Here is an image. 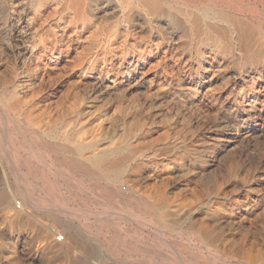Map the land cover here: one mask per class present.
Wrapping results in <instances>:
<instances>
[{
	"label": "rangeland",
	"instance_id": "rangeland-1",
	"mask_svg": "<svg viewBox=\"0 0 264 264\" xmlns=\"http://www.w3.org/2000/svg\"><path fill=\"white\" fill-rule=\"evenodd\" d=\"M69 1L0 0V190L13 194L0 207V264H264V0H156L155 12L146 0ZM231 13L255 29L257 58L206 30L231 31ZM105 153L129 159L117 184L86 158ZM14 202L28 207L21 222ZM48 226L65 242L50 247Z\"/></svg>",
	"mask_w": 264,
	"mask_h": 264
},
{
	"label": "bare ground",
	"instance_id": "bare-ground-1",
	"mask_svg": "<svg viewBox=\"0 0 264 264\" xmlns=\"http://www.w3.org/2000/svg\"><path fill=\"white\" fill-rule=\"evenodd\" d=\"M35 1V0H34ZM37 1V0H36ZM72 1V0H71ZM71 1H69V2H71ZM76 1V0H75ZM85 1H87V0H85ZM122 1V0H121ZM162 2L164 1V0H161ZM166 1V0H165ZM187 1V0H186ZM134 2V1H133ZM146 2H148L147 3V6H149V9L152 11V12H155L157 9H158V3L156 2V0H146ZM179 2V1H178ZM189 2V1H188ZM190 2H191V0H190ZM195 2H196V0H195ZM198 2H200V0L198 1ZM197 2V3H198ZM9 3V2H8ZM67 3H68V1H67ZM79 3H80V1H79ZM83 3H84V1H83ZM82 3V4H83ZM169 3V2H168ZM192 3V2H191ZM66 4V3H65ZM72 4V9H74L73 8V3H71ZM88 4V3H87ZM130 4H132V2L130 3ZM160 4V3H159ZM181 4V3H180ZM196 4V3H195ZM195 4L193 3V5L195 6ZM198 4H200V3H198ZM201 4H202V2H201ZM89 5V4H88ZM116 5V4H115ZM134 5L135 6H137L135 3H134ZM140 5V4H139ZM161 5V4H160ZM197 5V4H196ZM206 5V4H205ZM123 6H124V4H123ZM133 6V5H132ZM134 6V7H135ZM146 6V5H145ZM169 6V5H168ZM188 6V5H187ZM189 6H191V5H189ZM203 6V5H202ZM208 6V5H207ZM215 6V5H214ZM16 7V6H15ZM101 7V6H100ZM127 7H129L130 8V5L129 6H127ZM139 7V6H138ZM167 7V6H166ZM173 7H175V6H173ZM192 8H193V6H191ZM205 7V6H204ZM204 7H202L201 8V10L204 8ZM211 7H213L212 5H211ZM12 8V7H11ZM76 8V7H75ZM122 8V7H121ZM168 8V7H167ZM166 8V9H167ZM181 8V7H180ZM195 8V7H194ZM210 8V7H209ZM213 8H215V7H213ZM212 8V9H213ZM218 8V7H217ZM81 9H82V6H81ZM94 9H95V7H94ZM97 9V8H96ZM113 9V8H112ZM144 9V8H143ZM171 9V8H170ZM175 9V8H174ZM183 9V8H182ZM204 9H207V8H204ZM225 9V8H224ZM75 10H77V8L75 9ZM101 10V9H100ZM176 10H178L177 8H176ZM189 10V9H188ZM208 10V9H207ZM84 11V10H83ZM82 11V12H83ZM103 11V10H102ZM118 11V10H117ZM141 11H142V9H141ZM158 11V10H157ZM182 11V10H181ZM198 11V10H197ZM211 11V10H210ZM219 11V10H218ZM75 12V11H74ZM94 12V14H95V11H93ZM132 12V11H131ZM135 12V11H134ZM137 12V11H136ZM145 12V11H144ZM143 12V13H144ZM176 12V11H175ZM189 12V11H188ZM193 12V11H192ZM199 12V11H198ZM208 12V11H207ZM231 12V11H230ZM235 12V11H234ZM102 13H105V12H102ZM138 13V12H137ZM142 13V12H141ZM179 13V12H178ZM177 13V15H179ZM182 13V12H181ZM223 13H224V11H223ZM82 14V13H81ZM158 14V13H157ZM185 14V13H184ZM186 14H187V12H186ZM202 15H203V13H201ZM205 14V13H204ZM209 14V13H208ZM212 14V13H211ZM215 14V13H214ZM217 14H218V12H217ZM225 14H226V12H225ZM228 14V13H227ZM213 15V14H212ZM82 16V15H81ZM187 16V15H186ZM207 16V15H206ZM240 16V15H239ZM14 17V16H13ZM16 17V16H15ZM127 17V16H126ZM146 17V16H145ZM229 18L228 20H227V22H228V24L232 27V29H231V31H229V30H225V29H220V28H218L219 26L217 25V27L216 26H206L205 28H206V30H207V28H208V31L210 32H208L210 35H213V37H218L219 35H224V32L227 34L228 33V35L231 37L230 39H229V41L231 42L230 43V45L233 43V44H236V45H238L239 46V48L242 50V51H244L245 53H248V55L250 56L249 58H257V56H258V51H257V48H256V50L254 49L253 50V45L254 44H252L253 43V39L255 38L254 37V35H253V33H254V30H253V27H251L250 25H248L245 21H243V19L244 18H242L241 16V19L237 16V15H235V14H233V13H231V14H229V15H226V18ZM11 18H12V16H11ZM20 18V17H19ZM78 18V17H77ZM100 18H102V17H100ZM150 18V17H149ZM171 18H172V16H171ZM193 18H196V17H193ZM200 18H201V16H200ZM200 18H198V19H200ZM204 18V17H203ZM209 18V17H208ZM218 18V17H217ZM220 18V17H219ZM124 19V18H123ZM181 19V18H180ZM185 19V18H184ZM183 19V20H184ZM202 19V18H201ZM213 19V18H212ZM248 19V18H247ZM13 20V19H12ZM15 20V19H14ZM21 20V19H20ZM168 20V19H167ZM186 20H188V19H186ZM205 20V19H204ZM203 20V21H204ZM207 20V19H206ZM214 20H216V19H214ZM77 21V20H76ZM97 21V20H96ZM196 21V20H195ZM209 21V20H208ZM207 21V22H208ZM80 22V21H79ZM193 22V21H192ZM198 22H199V20H198ZM198 22H196L197 24H198ZM213 22V21H212ZM251 22V21H250ZM127 23V22H126ZM125 23V24H126ZM156 23V22H155ZM211 23V22H210ZM214 23H215V21H214ZM219 23V22H218ZM220 23H221V21H220ZM252 23V22H251ZM29 24V23H28ZM86 24V23H85ZM95 24V23H94ZM168 24V23H167ZM193 24V23H192ZM202 24H203V22H202ZM207 24V23H206ZM179 25V24H178ZM190 25V24H189ZM252 25V24H251ZM90 26H91V24H90ZM151 26V25H150ZM175 26V25H174ZM199 26V25H198ZM255 26V25H254ZM11 27H13V26H11ZM15 27V26H14ZM17 27V26H16ZM30 27V26H29ZM93 27V26H92ZM195 27H197V26H195ZM257 27V26H256ZM18 28V27H17ZM20 28H22L21 26H20ZM88 28V27H87ZM129 28V27H128ZM134 28V27H133ZM160 28V27H159ZM204 27H203V29H205ZM226 28H228V27H226ZM14 29V28H13ZM151 29V28H150ZM12 30V29H11ZM20 30V29H19ZM18 30V31H19ZM23 30H24V28H23ZM81 30V29H80ZM153 30V29H152ZM190 30V29H189ZM192 30V29H191ZM195 30V29H194ZM262 30H263V28H262ZM14 31V30H13ZM16 31V30H15ZM132 31V30H131ZM22 32V31H21ZM36 32V31H35ZM157 32H158V29H157ZM191 32V31H190ZM194 32V31H193ZM198 32V31H197ZM23 33V32H22ZM25 33V32H24ZM32 33V32H31ZM159 33H161V32H159ZM204 33V32H203ZM260 33V32H259ZM13 34H14V32H13ZM41 34V33H40ZM155 34V33H154ZM163 34V33H162ZM258 34V33H257ZM12 35V34H11ZM21 35V34H20ZM208 35V34H207ZM228 35H224V36H228ZM16 36V35H15ZM39 36V35H38ZM150 36V35H149ZM192 36V35H191ZM262 36V35H261ZM13 37V36H12ZM33 37V36H32ZM37 37V36H36ZM55 37V36H54ZM147 37V36H146ZM202 37V36H201ZM211 37V36H210ZM29 38V37H28ZM34 38V37H33ZM150 38V37H149ZM149 38H147V39H149ZM206 38V37H205ZM220 38H222V36L220 37ZM260 38H262V37H260ZM264 38V37H263ZM36 39V38H35ZM38 39V38H37ZM49 39V38H48ZM151 39V38H150ZM155 39V38H154ZM212 39V38H211ZM225 39V38H224ZM43 40H44V38H43ZM215 40V39H214ZM214 40H212V41H214ZM217 40V39H216ZM221 40V39H220ZM226 40V39H225ZM264 40V39H263ZM32 41V40H31ZM40 41V40H39ZM38 41V42H39ZM192 41V40H191ZM201 41H203L202 39H201ZM208 41V40H207ZM228 41V42H229ZM35 42V41H34ZM34 42H32V43H34ZM197 42V41H196ZM199 42H200V39H199ZM205 42V41H204ZM257 42H258V40L256 41V43L255 44H257ZM264 42V41H263ZM141 43V42H140ZM157 43V42H156ZM194 43V42H193ZM193 43H191L192 45H193ZM202 43V42H201ZM213 43V42H212ZM43 44V43H42ZM68 44V43H67ZM200 44V43H199ZM47 45V44H46ZM196 46H197V44H195ZM195 45H194V47H195ZM36 46H38V44L36 45ZM56 46H58V45H56ZM68 46V45H67ZM213 46V45H212ZM34 47H35V45H34ZM59 47H60V45H59ZM69 47V46H68ZM137 47V46H136ZM204 47H206V46H204ZM232 47V46H231ZM255 47V46H254ZM31 48H33V47H31ZM36 48V47H35ZM43 48V47H42ZM48 48V47H47ZM52 48V47H51ZM58 48V47H57ZM192 48V47H191ZM234 48V47H233ZM236 48V47H235ZM44 49V48H43ZM50 49V48H49ZM61 49H63V48H61ZM60 49V50H61ZM121 49V48H120ZM215 49H216V47H215ZM215 49H214V51H215ZM35 50V49H34ZM241 50H239V51H241ZM49 51V50H48ZM59 51V50H58ZM226 51V50H225ZM260 51V50H259ZM21 52V51H20ZM37 52V51H36ZM40 52V51H39ZM68 52V51H67ZM109 52V51H108ZM113 52V51H112ZM129 52V51H128ZM261 52H263V50L261 51ZM52 53V52H51ZM54 53V52H53ZM65 53V52H64ZM131 53V52H130ZM197 53V52H196ZM219 53V52H218ZM239 53V52H238ZM17 54V53H16ZM38 54V53H37ZM36 54V55H37ZM111 54V53H110ZM198 54V53H197ZM237 54V53H236ZM262 54H264V53H262ZM20 55V54H19ZM21 55H23V54H21ZM40 55V54H39ZM89 55V54H88ZM92 55V54H91ZM118 55V54H117ZM121 55V54H120ZM131 55V54H130ZM243 55V54H242ZM42 56V55H41ZM133 56V55H132ZM131 56V57H132ZM235 56V55H234ZM246 56V55H245ZM44 57V56H43ZM43 57H42V59H43ZM53 57V56H52ZM89 57V56H88ZM128 57V56H127ZM264 57V56H263ZM20 58V57H19ZM31 58V57H30ZM37 58V57H36ZM110 58V57H109ZM133 58V57H132ZM238 58H240V57H238ZM244 58V57H243ZM261 58V57H260ZM55 59V58H54ZM82 58L80 57V60H81ZM125 59V58H124ZM130 59V58H129ZM146 59V58H145ZM205 59V58H204ZM242 59V58H241ZM248 59V57L246 58V60L244 59V61H245V63H246V61H248L247 60ZM263 59V58H262ZM27 60V59H26ZM216 60V59H215ZM240 60V59H239ZM250 60V59H249ZM264 60V59H263ZM55 61V60H54ZM102 61V60H101ZM217 61V60H216ZM27 62V61H26ZM37 62V61H36ZM87 62H88V60H87ZM129 62V61H128ZM199 62V61H198ZM204 62V61H203ZM210 62V61H209ZM22 63V62H21ZM31 63V62H30ZM58 63V62H57ZM136 63V62H135ZM208 63V62H207ZM248 63V62H247ZM259 63V62H258ZM37 64H38V62H37ZM36 64V65H37ZM51 64V63H50ZM99 64H100V62H99ZM114 64V63H113ZM29 65V64H28ZM40 65V64H39ZM38 65V66H39ZM54 65V64H53ZM52 65V66H53ZM86 65V64H85ZM89 65V64H88ZM106 65V64H105ZM109 65V64H108ZM202 65V64H201ZM81 66V65H80ZM83 66V65H82ZM30 67H31V65H30ZM37 67V66H36ZM40 67V66H39ZM54 67V66H53ZM112 66H110V68H111ZM115 67V66H114ZM117 67V66H116ZM205 67V66H204ZM41 68V67H40ZM39 68V69H40ZM43 68V67H42ZM97 68H99V66L97 67ZM96 68V69H97ZM32 69H33V67H32ZM31 69V70H32ZM34 69H35V66H34ZM29 70V69H28ZM46 69H44V71H45ZM118 70V69H117ZM129 69H127V71H128ZM210 70V69H209ZM49 71V70H48ZM111 71V70H110ZM114 71V70H113ZM135 71V70H134ZM35 72V71H34ZM115 72V71H114ZM49 74V73H48ZM51 74V73H50ZM115 74V73H114ZM123 74H125V73H123ZM131 74V73H130ZM136 74V73H135ZM143 74V73H142ZM43 75V74H42ZM139 75V74H138ZM137 75V76H138ZM201 75V74H200ZM143 76V75H142ZM193 76V75H192ZM190 77V76H189ZM38 78V77H37ZM41 78V77H40ZM43 78H44V76H43ZM42 78V79H43ZM196 78V77H195ZM1 79H3V78H1ZM45 79V78H44ZM101 79V78H100ZM192 80V79H191ZM2 81V80H1ZM4 81V80H3ZM117 81V80H116ZM115 82V81H114ZM199 82V81H198ZM197 82V83H198ZM210 82V81H209ZM101 83V82H100ZM116 83V82H115ZM6 85V84H5ZM4 85V86H5ZM115 85H117V84H115ZM1 86V85H0ZM3 86V87H4ZM106 86V85H105ZM97 87V86H96ZM99 88V87H98ZM199 88V87H198ZM198 88H197V90H198ZM5 97V96H4ZM2 98V97H1ZM9 98V97H8ZM195 98V97H194ZM13 100V99H12ZM192 100V99H191ZM5 101V100H4ZM187 101V100H186ZM6 102V101H5ZM10 103V102H9ZM75 103V102H74ZM1 104V103H0ZM192 105V104H191ZM69 107H71V106H69ZM19 108V107H18ZM26 108V107H25ZM20 109V108H19ZM6 110V109H5ZM9 112L10 113H16L17 114V112L15 111L16 110V107L15 106H13V105H11V106H9ZM68 111V110H67ZM71 111V110H70ZM4 113V112H3ZM72 113V112H71ZM14 114H13V116H14ZM15 114V115H16ZM28 114V113H27ZM32 114V113H31ZM74 114V113H73ZM7 115H10V114H7ZM12 115V114H11ZM69 115V114H68ZM67 115V116H68ZM12 116V117H13ZM28 116H30L29 114H28ZM32 116V115H31ZM35 116V115H34ZM34 116H33V118H34ZM41 116V115H40ZM64 116H66V115H64ZM66 116V117H67ZM8 117V116H7ZM72 117H74V116H72ZM77 117V116H76ZM11 118V117H10ZM32 118V119H33ZM38 118V117H37ZM36 118V119H37ZM43 118V117H42ZM69 118V117H68ZM14 119V118H13ZM20 119H22V118H20ZM24 119V118H23ZM31 119V120H32ZM38 119H40V118H38ZM67 119V118H66ZM78 119H79V117H78ZM7 120V119H6ZM5 120V121H6ZM19 120V119H18ZM26 120V119H25ZM24 120V121H25ZM63 120V119H62ZM9 121V118H8V120H7V122ZM11 121V120H10ZM23 121V120H22ZM21 121V122H22ZM37 121V120H36ZM42 121V120H41ZM77 121V120H76ZM17 122V121H16ZM37 122H39V121H37ZM64 122V121H63ZM67 122V121H66ZM28 123V122H27ZM30 123V122H29ZM33 123V122H32ZM31 123V124H32ZM41 123V122H40ZM2 124V123H1ZM16 124V123H15ZM34 124V123H33ZM43 124V123H42ZM132 124V123H131ZM137 124V123H136ZM135 124V125H136ZM143 124V126H145L144 125V123H142ZM3 125V124H2ZM8 125V124H7ZM6 125V126H7ZM18 125V124H17ZM16 125V126H17ZM27 125V124H26ZM35 125V124H34ZM37 125H38V123H37ZM56 125V124H55ZM70 125V124H69ZM69 125H67L68 127H69ZM74 125V124H73ZM76 125H77V123H76ZM128 125V124H127ZM126 125V126H127ZM130 125V124H129ZM128 125V126H129ZM10 126V125H9ZM42 126V125H41ZM66 126V125H65ZM132 126V125H131ZM140 126V125H139ZM4 127H5V125H4ZM10 127H13V126H10ZM18 127V126H17ZM28 127V126H27ZM36 127V126H35ZM38 127V126H37ZM72 127V126H71ZM77 127V126H76ZM137 127H138V125H137ZM6 128H8V127H6ZM43 128V127H42ZM85 128V127H84ZM83 128V129H84ZM126 128V127H125ZM133 128V127H132ZM131 128V129H132ZM136 128V127H135ZM141 128V127H140ZM15 129H16V127H15ZM43 129H45V128H43ZM42 129V130H43ZM69 129V128H68ZM78 129H80L79 127H78ZM137 129V128H136ZM135 129V130H136ZM144 129V128H143ZM17 130V129H16ZM25 130V129H24ZM27 130V129H26ZM29 130V129H28ZM36 130L38 131V129L36 128ZM36 130H33V132L35 131L36 132ZM41 130V129H40ZM124 130V129H123ZM133 130V129H132ZM140 130V129H139ZM6 131V130H5ZM8 131H9V129H8ZM15 131V130H14ZM18 131V130H17ZM16 131V132H17ZM66 131V130H65ZM7 132V131H6ZM11 132V134H12V131H10ZM22 132V131H21ZM25 132V131H24ZM34 132V133H35ZM41 132V131H40ZM78 132H80V131H78ZM82 132V131H81ZM83 132H84V130H83ZM137 132V131H136ZM136 132H135V134H136ZM141 132V131H140ZM18 133V132H17ZM30 133V132H29ZM32 133V132H31ZM39 133V132H38ZM43 133H45V132H43ZM48 133V132H47ZM131 133V132H130ZM129 133V134H130ZM13 134H15L14 132H13ZM66 134V133H65ZM64 134V135H65ZM70 134V133H69ZM79 134V133H78ZM81 134V133H80ZM79 134V135H80ZM84 134V133H83ZM124 134L126 135V133L124 132ZM128 134V133H127ZM23 135H25V134H23ZM32 135V134H31ZM121 135H123V134H121ZM132 135V134H131ZM7 136H8V133H7ZM19 136V135H18ZM28 136V135H27ZM26 136V137H27ZM45 136V135H44ZM135 136V135H134ZM22 137V136H21ZM35 137V136H34ZM38 137V136H37ZM77 137H80V136H78L77 135ZM136 137V136H135ZM4 138V137H3ZM9 138V137H8ZM12 138V139H11ZM11 138H9V139H11V141H13V137L11 136ZM32 138V137H31ZM82 138V137H81ZM124 138H126L125 136H124ZM130 138V137H129ZM15 139H17V138H15ZM28 139V138H27ZM77 139V138H76ZM79 139V138H78ZM33 140V139H32ZM46 140V139H45ZM49 140V139H48ZM126 140V139H125ZM1 141V140H0ZM25 141V140H24ZM34 141V140H33ZM36 141H37V139H36ZM38 141H39V139H38ZM53 141V140H52ZM18 142H19V140H18ZM30 142V141H29ZM35 142V141H34ZM40 142V141H39ZM117 142H119V141H117ZM124 142V141H123ZM135 142H137V141H135ZM8 143V142H7ZM16 143V142H15ZM27 143V142H26ZM33 143V142H32ZM37 143V142H36ZM43 143V142H42ZM10 144V143H9ZM18 144V143H17ZM20 144H23V143H20ZM24 144H25V142H24ZM38 144V143H37ZM60 144V143H59ZM118 144V143H117ZM142 144V143H141ZM8 145V144H7ZM11 145V144H10ZM51 145V144H50ZM53 145V144H52ZM55 145H57V144H55ZM68 145V144H67ZM123 145V144H122ZM121 145V146H122ZM17 146V145H16ZM41 146V145H40ZM40 146H38V148L37 149H39V147ZM87 146H89V145H87ZM117 146V145H116ZM126 146V145H125ZM139 146V145H138ZM142 146V145H141ZM17 147H19V146H17ZM21 147V146H20ZM20 147H19V152H20ZM25 147V146H24ZM29 147V146H28ZM32 147V146H31ZM34 147V146H33ZM36 147V146H35ZM54 147V146H53ZM56 147V146H55ZM131 147V146H130ZM136 147V146H135ZM5 148V147H4ZM26 148V147H25ZM49 148V147H48ZM48 148H45V149H48ZM57 148V147H56ZM59 148V147H58ZM81 146H78L77 147V150L78 151H80L81 150ZM85 148V147H84ZM87 148H89V147H87ZM117 148V147H116ZM121 148V147H120ZM146 147H144V149H145ZM15 149H18V148H15ZM22 149V148H21ZM27 149V148H26ZM29 149V148H28ZM37 149H34V150H36L35 152H37ZM42 148H40V150H41ZM52 149H55V148H52ZM111 149H114V148H111ZM137 149H139V148H137ZM141 149H143V148H141ZM149 149V148H148ZM32 150V149H31ZM44 150V149H43ZM60 150V149H59ZM71 150V149H70ZM136 150V149H135ZM146 150V149H145ZM56 151H58V150H56ZM78 151H76V152H78ZM102 151H104V150H102ZM140 151V150H139ZM10 152V151H9ZM17 152V151H16ZM15 152V153H16ZM26 152H27V150H26ZM44 152V151H43ZM48 152H49V150H48ZM65 152V151H64ZM133 152V151H132ZM21 153V152H20ZM24 153H25V151H24ZM38 153H40V152H38ZM60 153H61V151H60ZM80 154H81V151L79 152ZM88 153V152H87ZM116 153H117V151H116ZM143 153V152H142ZM23 154V153H22ZM28 154V153H27ZM31 153L29 152V155H30ZM43 153L41 152V155H42ZM51 154H52V152H51ZM50 154V156H52ZM56 154V153H55ZM126 154V153H125ZM17 155V154H16ZM24 155V154H23ZM57 155V154H56ZM76 156H78L77 154H75ZM85 155H86V153H85ZM92 155V154H91ZM122 155H123V153H122ZM121 155V156H122ZM128 154H126V156H127ZM131 155V154H130ZM137 155V154H136ZM139 155V154H138ZM18 156V155H17ZM25 156V155H24ZM45 156V155H44ZM71 156V155H70ZM80 156V155H79ZM132 156V155H131ZM9 157V156H8ZM23 157V156H22ZM32 157V156H31ZM53 157V156H52ZM59 157V156H58ZM60 157H62V155L60 156ZM83 157V156H82ZM81 157V158H82ZM18 158H19V156H18ZM33 158V157H32ZM45 158H47V156L45 157ZM54 158V157H53ZM72 158V157H71ZM73 158H75V156L73 157ZM80 158V159H81ZM83 158H85V156L83 157ZM87 159H91L92 160V164H93V169L94 170H96V171H98V173H100L101 175H105L107 178H109L111 181H112V184H117L118 182H119V179H120V173H119V168H121L126 162H127V160H129L127 157H125L123 160H115V158L114 157H112V154H102V155H97V154H93V156H89V157H86ZM118 158V157H117ZM27 159V158H26ZM28 159H30L29 157H28ZM56 159H57V157H56ZM79 159V160H80ZM133 159H135V158H133ZM17 161H18V159H16ZM32 160V159H31ZM30 160V161H31ZM38 160V159H37ZM40 160V159H39ZM59 160V159H58ZM67 160V159H66ZM15 161V160H14ZM23 160H21V162H22ZM26 161V160H25ZM48 161V160H47ZM57 161V160H56ZM61 161V160H60ZM68 161V160H67ZM71 161V160H70ZM75 161H76V158H75ZM74 160H73V162H75ZM82 161V160H81ZM80 161V162H81ZM85 161V160H84ZM131 161V160H130ZM18 162H20V161H18ZM20 162V163H21ZM38 162V161H37ZM64 162V161H63ZM72 162V161H71ZM70 162V163H71ZM91 162V161H90ZM16 163V162H15ZM39 163V162H38ZM46 163H48V162H46ZM53 163V162H52ZM56 163V162H55ZM59 163V162H58ZM68 163V162H67ZM77 163V162H76ZM82 163V162H81ZM85 163V162H84ZM129 163V162H128ZM10 164V163H9ZM25 164V163H24ZM61 164V163H60ZM69 164V163H68ZM73 164V163H72ZM72 164H71V167H72ZM86 164V163H85ZM4 165H5V163H4ZM27 165V164H26ZM28 165H30V164H28ZM28 165H27V167H28ZM33 165V164H32ZM35 165V164H34ZM39 165V164H38ZM75 165V167H74V171H76V173H77V171L79 170V171H81V170H83V168H85V167H81V166H78V165H80V164H74ZM77 165V166H76ZM91 165V164H90ZM10 166V165H9ZM37 166V165H36ZM56 166V165H55ZM67 166V165H66ZM65 166V167H66ZM70 166V165H69ZM11 167V166H10ZM20 167V166H19ZM31 167V166H30ZM33 167V166H32ZM31 167V168H32ZM47 167H48V165H47ZM53 167H54V165H53ZM52 167V168H53ZM1 168V167H0ZM6 168H7V166H6ZM34 168H35V166H34ZM38 168V167H37ZM57 168V167H56ZM61 168H63V166L61 167ZM3 169V168H2ZM28 169V168H27ZM40 169V168H39ZM46 169V168H45ZM44 169V170H45ZM50 169V168H49ZM5 170V169H4ZM86 170H87V168H86ZM86 170H85V173H86ZM94 170H93V172H94ZM119 170V171H118ZM17 171V170H16ZM57 171H59V170H57ZM90 171V170H89ZM92 171V170H91ZM10 172H12V171H10ZM14 172V171H13ZM19 172V171H18ZM30 172H31V170H30ZM36 172V171H35ZM34 172V173H35ZM38 172V171H37ZM39 172H41V171H39ZM63 172V171H62ZM83 172V171H82ZM8 173V172H7ZM51 173V172H50ZM58 173V172H57ZM56 173V174H57ZM69 173V172H68ZM80 173V172H79ZM78 173V174H79ZM84 173V174H85ZM122 173V172H121ZM13 174V173H12ZM17 174V173H16ZM16 174H14L15 176H16ZM36 174V173H35ZM42 174V173H41ZM45 174H47V173H45ZM65 174V173H64ZM63 174V175H64ZM89 174H91L90 172L88 173V175ZM96 174H97V172H96ZM7 175V174H6ZM47 175H49V174H47ZM60 175V174H59ZM66 175V174H65ZM74 175H75V173H73V177H74ZM77 175V174H76ZM92 175V174H91ZM99 175V174H98ZM67 176V175H66ZM104 176V177H105ZM122 176V175H121ZM12 177V176H11ZM49 177H51V176H49ZM55 177V176H54ZM68 177V176H67ZM88 177V176H87ZM89 177H90V180H91V176L89 175ZM106 177L104 178V179H106ZM9 178V177H8ZM57 178V177H56ZM61 178V177H60ZM59 178V179H60ZM62 178H64V176L62 177ZM16 179H18V177H16ZM37 179V178H36ZM58 179V178H57ZM58 179V180H59ZM71 179V178H70ZM69 179V180H70ZM76 179V178H75ZM82 179H83V177H82ZM81 179V180H82ZM86 179V178H85ZM88 179V178H87ZM93 179V178H92ZM21 180V179H20ZM49 180V179H48ZM74 180V179H73ZM80 180V179H79ZM93 180H95V178L93 179ZM99 180V179H98ZM8 181V180H7ZM57 181V180H56ZM84 181V180H83ZM88 181V180H87ZM100 181H101V179H100ZM109 181V180H108ZM12 182V181H11ZM16 182H19V181H17L16 180ZM52 182H53V180H52ZM61 182V181H60ZM64 182V181H63ZM70 182V181H69ZM78 182V181H77ZM84 182H86V181H84ZM91 182V181H90ZM99 182V181H98ZM101 182H103V181H101ZM49 183V182H48ZM57 183V182H56ZM66 183V182H65ZM81 183V182H80ZM89 183V182H88ZM107 183V182H106ZM21 184H23V183H21ZM61 184V183H60ZM59 184V185H60ZM83 184V183H82ZM98 184V183H97ZM103 184V183H102ZM105 184V183H104ZM108 184V183H107ZM13 185V184H12ZM15 185V184H14ZM48 185V184H47ZM50 185H51V182H50ZM62 185H63V183H62ZM66 185V184H65ZM64 185V186H65ZM85 185H86V183H85ZM90 185V184H89ZM7 186H8V184H7ZM49 186V185H48ZM57 186H58V183H57ZM98 186V185H97ZM108 186V185H107ZM21 187V186H20ZM52 187V186H51ZM54 187V186H53ZM52 187V188H53ZM102 187V186H101ZM110 187V186H109ZM122 187H124V186H122ZM6 188V187H5ZM68 188V187H67ZM95 188V187H94ZM113 188V187H112ZM115 188V187H114ZM121 188V187H120ZM0 189H4V188H0ZM21 189H23L22 187H21ZM20 189V190H21ZM46 189V188H45ZM55 189V187L53 188V190ZM57 189V188H56ZM59 189V188H58ZM57 189V190H58ZM61 189V188H60ZM93 189V188H92ZM91 189V190H92ZM98 189V188H97ZM129 189V188H128ZM13 190V189H12ZM19 190V191H20ZM47 190H48V188H47ZM56 190V191H57ZM65 190H67V189H65ZM70 190V189H69ZM105 190V189H104ZM113 190H115V189H113ZM112 190V191H113ZM26 191V190H25ZM61 191H64V190H62L61 189ZM90 191V190H89ZM93 191V190H92ZM106 191H108V190H106ZM111 191V190H110ZM119 191V190H118ZM128 191V190H127ZM22 192V194H23V191H21ZM27 193H28V191H26ZM50 192H51V190H50ZM54 192H55V190H54ZM53 192V193H54ZM57 192H59V191H57ZM57 192H55V193H57ZM102 192V191H101ZM10 193V192H9ZM20 193V192H19ZM60 193V192H59ZM95 193V192H94ZM97 193V192H96ZM99 193V192H98ZM97 193V194H98ZM105 193V192H104ZM103 193V194H104ZM116 193V192H115ZM16 194H17V192H16ZM21 194V193H20ZM107 194V193H106ZM109 194H110V192H109ZM114 194V193H113ZM112 194V195H113ZM117 194V193H116ZM13 195V194H12ZM11 195V196H12ZM30 195V194H29ZM58 195H61V194H58ZM63 195V194H62ZM66 195H67V193H66ZM111 195V196H112ZM118 195V194H117ZM130 195V194H129ZM11 196L7 193V192H5L4 190H0V207H12L13 205H11ZM17 196V195H16ZM21 196V195H20ZM44 196V195H43ZM46 196V195H45ZM55 196V195H54ZM72 196V195H71ZM95 196V195H94ZM103 196V195H102ZM110 196V197H111ZM116 196V195H115ZM125 196V195H124ZM24 197V196H23ZM22 197V198H23ZM33 197V196H32ZM41 197V196H40ZM62 197H64L65 198V196H62ZM69 197V196H68ZM114 197V196H113ZM132 197V196H131ZM13 198V197H12ZM21 198V199H22ZM25 198H27V196L25 197ZM29 198V197H28ZM55 198H56V196H55ZM58 198V197H57ZM56 198V199H57ZM59 198H60V196H59ZM58 198V199H59ZM106 198H107V196H106ZM117 197H115V199H116ZM121 197H119V199H120ZM124 198V197H123ZM128 198V197H127ZM135 198V197H134ZM30 199V198H29ZM29 199H27V200H29ZM43 199V198H42ZM52 199V198H51ZM51 199L49 198V200H47V201H51ZM54 199V198H53ZM61 199V198H60ZM59 199V200H60ZM63 199V198H62ZM68 199V198H67ZM66 199V200H67ZM110 199V198H109ZM109 199H108V201H109ZM113 199V198H112ZM27 200H24V201H26L27 202ZM55 200V199H54ZM58 200V201H59ZM64 200V199H63ZM69 200H70V197H69V199L67 200L68 202H69ZM72 200V199H71ZM142 200V199H141ZM21 201V200H20ZM23 201V202H24ZM30 201V200H29ZM42 200H40V203H42L41 202ZM43 201H44V199H43ZM57 200H55V202H56ZM118 201V200H117ZM121 201V200H120ZM128 201V200H127ZM143 201V200H142ZM37 203H38V200L36 201ZM45 202V201H44ZM43 202V203H44ZM51 202H54V201H51ZM54 202V203H55ZM67 202V203H68ZM130 202H132V201H130ZM145 202V201H144ZM15 203V202H14ZM19 203V205H17L16 203L14 204V206H15V208H19L18 209V211L16 212V220L17 221H19V222H21V220H22V213L23 212H25V210L28 208H26L25 207V205H23L21 202H18ZM50 203V202H49ZM49 203H46V204H48L49 205ZM58 203H60V201L58 202ZM62 203V202H61ZM117 203H119V202H117ZM123 203V202H122ZM127 203V202H126ZM133 203V202H132ZM137 203V202H136ZM13 204V203H12ZM26 205H27V203H25ZM39 204V203H38ZM51 204H53V203H51ZM114 204H115V202H114ZM131 204V203H130ZM145 204H146V202H145ZM154 204V203H153ZM156 204V203H155ZM154 204V205H155ZM158 204V203H157ZM31 205V204H30ZM30 205H29V207H30ZM42 205V204H41ZM44 205V204H43ZM42 205V206H43ZM47 205V206H48ZM109 205H110V203H109ZM125 205V204H124ZM133 205H135V203L133 204ZM137 205V209L139 210V211H142V212H144L145 210L147 211H149V209L151 208H145V206L144 205H142V203L140 202V203H138V204H136ZM149 205V204H148ZM53 206V205H52ZM51 206V207H52ZM57 206V205H56ZM112 206H113V204H112ZM117 206V205H116ZM118 206H120V203H119V205ZM126 206V205H125ZM131 206V205H130ZM149 206H151V205H149ZM158 206V205H157ZM161 206V205H160ZM33 207V206H32ZM45 207H46V205H45ZM51 207H50V209H51ZM60 207H61V204H60ZM133 207V206H132ZM155 207V206H154ZM14 208V209H15ZM47 209H48V207H46ZM112 208V207H111ZM114 208V207H113ZM116 208V207H115ZM125 208V207H124ZM126 208H128L127 206H126ZM125 208V209H126ZM156 208V207H155ZM45 209V208H44ZM49 209V210H50ZM53 209V208H52ZM58 209H59V207H58ZM67 209V208H66ZM82 209V208H81ZM120 209H121V207H120ZM129 210V212L131 213V210H130V208H128ZM153 209V208H152ZM1 211H2V209H0ZM38 211H39V209H37ZM55 210V209H54ZM57 210V209H56ZM135 210V209H134ZM159 210V209H158ZM4 211V210H3ZM32 211V210H31ZM30 211V212H31ZM34 211V210H33ZM36 211V210H35ZM34 211V212H35ZM45 211V210H44ZM47 211V210H46ZM58 211H60V209L58 210ZM57 211V212H58ZM61 211H62V209H61ZM78 211V210H77ZM76 211V212H77ZM125 211V210H124ZM128 211H126L127 213H129ZM138 211V212H139ZM29 212V211H28ZM27 212V213H28ZM51 212V211H50ZM72 212H75V211H72ZM154 212V211H153ZM2 213V212H1ZM42 213V212H41ZM40 213V214H41ZM55 213V212H54ZM99 213V212H98ZM145 213V212H144ZM147 213V212H146ZM145 213V214H146ZM151 213V212H150ZM164 213H165V211H164ZM12 215H13V213H11ZM24 214V213H23ZM30 214V213H29ZM44 214V213H43ZM50 214V213H49ZM51 214H53V212H51ZM62 214V213H61ZM60 214V215H61ZM90 214V213H89ZM92 214V213H91ZM132 214V213H131ZM149 214V213H148ZM2 215V214H1ZM36 215H39V213L38 214H36ZM45 215V214H44ZM53 215H56V213L55 214H53ZM59 215V216H60ZM65 215V214H64ZM115 215V214H114ZM138 215V214H137ZM142 215V214H141ZM144 215V214H143ZM142 215V216H143ZM3 216H4V213H3ZM35 216V215H34ZM43 216V215H42ZM42 216H40V217H42ZM51 216V215H50ZM132 216V215H131ZM148 216V215H147ZM162 216V215H161ZM166 216V215H165ZM168 216V215H167ZM9 217V216H8ZM15 217V216H14ZM39 217V216H38ZM46 217V216H45ZM52 217V216H51ZM50 217V218H51ZM61 217V216H60ZM103 217H104V215H103ZM155 215L154 216H152V219H150L149 218V220H151L152 221V223H154V220H155ZM2 218V217H1ZM55 218H57L56 216H55ZM107 218V217H106ZM122 218V217H121ZM143 219H144V216L142 217ZM164 218V217H163ZM4 219H5V216H4ZM45 219V218H44ZM49 219V218H48ZM48 219H46V220H48ZM66 219V218H65ZM80 219V218H79ZM2 220V219H1ZM33 220V219H32ZM37 220V219H36ZM40 220V219H39ZM59 220V219H58ZM62 220V219H61ZM64 220V219H63ZM67 220V219H66ZM123 220V219H122ZM147 220H148V218H147ZM162 220V219H161ZM164 220V219H163ZM162 220V221H163ZM15 221V220H14ZM48 221H50V220H48ZM52 221V220H51ZM56 221H57V219H56ZM65 221V220H64ZM150 221V222H151ZM156 221V220H155ZM5 222V221H4ZM10 222V221H9ZM31 222V221H30ZM69 222V221H68ZM157 222V221H156ZM167 222V221H166ZM170 222V221H169ZM16 223V222H15ZM37 223V222H36ZM45 223V222H44ZM43 223V224H44ZM51 223V222H50ZM54 223H56V222H54ZM62 223H64V222H62ZM70 223V222H69ZM144 223V222H143ZM151 223V224H152ZM161 222H159V224H160ZM163 223H164V221H163ZM11 224V223H10ZM19 224V223H18ZM28 224V223H27ZM38 224V223H37ZM46 224V223H45ZM65 224V223H64ZM68 224V223H67ZM162 224V223H161ZM171 224V223H170ZM51 225V224H50ZM61 225H63V224H61ZM72 225V224H71ZM75 225V224H74ZM165 225V224H164ZM169 225V224H168ZM1 226V225H0ZM69 226V225H68ZM97 226V225H96ZM154 226V225H153ZM36 227H38V225L36 226ZM39 227H40V225H39ZM57 227V226H56ZM61 227V226H60ZM62 227H64V226H62ZM74 227H76V226H74ZM98 227V226H97ZM100 227V226H99ZM155 227V226H154ZM1 228V227H0ZM18 228V227H17ZM157 228V227H156ZM190 228V227H189ZM28 229V228H27ZM44 229H45V227H44ZM57 229V228H56ZM56 229H54V228H52V226L51 227H47L46 228V230H45V233H46V236L49 238V246L50 247H53V248H55V247H57L58 246V244H60V242L61 241H64L65 240V237H64V232H63V234H61V233H58L57 231H56ZM61 229V228H60ZM63 229V228H62ZM67 229V228H66ZM78 229V228H77ZM103 229V228H102ZM192 229H194V228H192ZM11 231H12V229H10ZM38 230V229H37ZM166 230V229H165ZM3 231H4V229H3ZM19 231V230H18ZM64 231H65V229H64ZM78 231H79V229H78ZM154 231V230H153ZM196 231V230H195ZM23 232V231H22ZM26 232V231H25ZM62 232V231H61ZM193 232V231H192ZM74 233V232H73ZM81 233V232H80ZM13 234V233H12ZM38 234V233H37ZM70 234H71V232H70ZM6 235H7V233H6ZM79 235V234H78ZM66 236V235H65ZM70 236H72V235H70ZM81 236V235H80ZM200 236H203V235H200ZM9 237V236H8ZM36 237H38V236H36ZM73 237H75V236H73ZM204 237V236H203ZM208 237V236H207ZM0 238H4V235L2 234V233H0ZM10 238V237H9ZM16 238V237H15ZM70 238V237H69ZM77 238V237H76ZM205 238V240L207 241V239H206V237H204ZM166 239V238H165ZM1 240V239H0ZM8 240V239H7ZM37 240V239H36ZM9 241V240H8ZM7 241V242H8ZM10 241H12V240H10ZM28 241V240H27ZM68 241V240H67ZM70 241V240H69ZM132 241V240H131ZM130 241V242H131ZM204 241V240H203ZM37 242V241H36ZM65 242V241H64ZM80 242V241H79ZM16 243V242H15ZM67 243V242H66ZM68 243H70L71 244V242H68ZM77 243V242H76ZM85 243H86V241H85ZM88 243H90V242H88ZM209 243V242H208ZM214 243V242H213ZM12 244V243H11ZM42 244V243H41ZM87 244V243H86ZM131 244H132V242H131ZM210 244V243H209ZM29 245V244H28ZM61 245V244H60ZM73 245V244H72ZM91 245V244H90ZM85 246V245H84ZM93 246V245H92ZM134 246V245H133ZM3 247V246H2ZM21 247V246H20ZM26 247V246H25ZM39 247V246H38ZM44 247V246H43ZM46 247V246H45ZM64 247H65V245H64ZM91 247V246H90ZM89 247V248H90ZM35 248H36V246H35ZM67 248H69V246L67 245ZM71 248V247H70ZM2 249V248H1ZM1 249H0V251H1ZM18 249V248H17ZM16 249V250H17ZM59 249V248H58ZM63 249V248H62ZM61 249V250H62ZM9 250V249H8ZM46 250V249H45ZM19 251V250H18ZM24 251V250H23ZM63 251V250H62ZM72 251V250H71ZM95 251V250H94ZM25 252V251H24ZM51 252V251H50ZM53 252V251H52ZM60 252V251H59ZM64 252V251H63ZM70 252V251H69ZM84 252V251H83ZM6 253V252H5ZM55 253H57V252H55ZM3 253H1V255H2ZM18 254V253H17ZM35 254V253H34ZM36 254H38V253H36ZM42 254V253H41ZM60 255H61V253H59ZM76 254V253H75ZM74 254V255H75ZM93 254H94V252H93ZM4 255V254H3ZM44 255V254H43ZM64 255V254H63ZM88 255V254H87ZM21 256V255H20ZM35 256V255H34ZM33 256V257H34ZM57 256V255H56ZM71 256V255H70ZM81 256V255H80ZM95 256V255H94ZM23 257V256H22ZM21 257V258H22ZM32 257V256H31ZM60 257V256H59ZM58 257V258H59ZM85 256L83 255V258H84ZM89 257V256H88ZM93 257V256H92ZM192 257V256H191ZM4 258V257H3ZM54 258H55V254H54ZM62 258V257H61ZM70 259H71V257H69ZM196 258L197 257H195V260H196ZM199 258V257H198ZM12 259V258H11ZM40 259V258H39ZM68 259V258H67ZM90 259V258H89ZM192 258H190V260H191ZM1 260H3V259H1ZM4 260H5V258H4ZM23 260V259H22ZM22 260L20 259V261L22 262ZM59 260V259H58ZM194 260V259H193ZM200 260V259H199ZM212 260V259H211ZM214 260V259H213ZM6 261V260H5ZM10 261V260H9ZM8 261V262H9ZM25 261V260H24ZM30 261V260H29ZM36 261V260H35ZM42 261V260H41ZM63 261H64V259H63ZM71 261V260H70ZM89 261V260H88ZM192 261V260H191ZM190 261V262H191ZM208 261V260H207ZM13 262V261H12ZM16 262V261H15ZM43 262V261H42ZM41 262V263H42ZM45 262V261H44ZM43 262V263H44ZM66 262V261H65ZM198 262V261H197ZM216 262V261H215ZM5 263V262H4ZM25 263V262H24ZM86 262H84V264H85ZM195 264H196V262H194ZM199 263V262H198ZM205 263V262H204ZM8 264V263H7ZM15 264V263H14ZM18 264V263H17ZM33 264V263H32ZM67 264V263H66ZM69 264V263H68ZM73 264H74V262H73ZM76 264H77V262H76ZM88 264H89V262H88ZM193 264V263H192ZM201 264V263H200Z\"/></svg>",
	"mask_w": 264,
	"mask_h": 264
}]
</instances>
